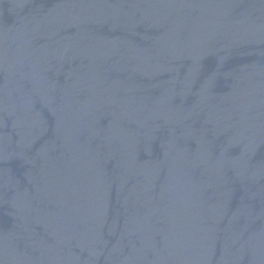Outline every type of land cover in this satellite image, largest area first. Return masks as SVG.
I'll use <instances>...</instances> for the list:
<instances>
[{
    "label": "water",
    "instance_id": "95a60500",
    "mask_svg": "<svg viewBox=\"0 0 264 264\" xmlns=\"http://www.w3.org/2000/svg\"><path fill=\"white\" fill-rule=\"evenodd\" d=\"M0 264H264V0H0Z\"/></svg>",
    "mask_w": 264,
    "mask_h": 264
}]
</instances>
